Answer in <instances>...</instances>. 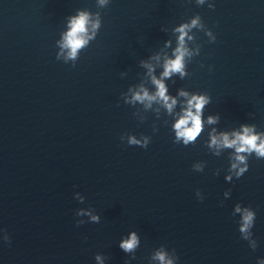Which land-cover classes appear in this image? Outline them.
Listing matches in <instances>:
<instances>
[{"label": "water", "instance_id": "95a60500", "mask_svg": "<svg viewBox=\"0 0 264 264\" xmlns=\"http://www.w3.org/2000/svg\"><path fill=\"white\" fill-rule=\"evenodd\" d=\"M80 9L99 12L102 27L73 67L56 59V41ZM197 13L216 40L194 30L201 54L170 91H206L205 114L219 112L220 128L264 129V0H215L213 9L191 0H112L106 8L96 0H0V228L11 239L0 242V264H95L97 253L124 264L118 242L130 230L141 237L132 264H148L161 244L176 250L179 264L264 257V160L251 157L249 171L226 183V153L213 156L199 139L173 144L163 117L143 112L141 123L120 99L143 79L138 61ZM125 133L151 143L129 146ZM195 161L206 162L204 172L193 171ZM237 202L257 212L254 251L231 215ZM82 207L100 222L77 226Z\"/></svg>", "mask_w": 264, "mask_h": 264}, {"label": "clouds", "instance_id": "9594fccd", "mask_svg": "<svg viewBox=\"0 0 264 264\" xmlns=\"http://www.w3.org/2000/svg\"><path fill=\"white\" fill-rule=\"evenodd\" d=\"M196 6H205L213 9L215 0H191ZM112 0H96L99 8H106ZM102 27V16L99 12L80 9L75 14L69 15L65 22L64 31L56 41L58 51L56 59L65 64L71 63L75 67L82 50L89 47L96 40ZM168 32V28L161 29ZM201 31L208 38L209 43L216 40V35L203 22L197 13L187 20L180 22L171 28V38L163 41L162 46L145 58L138 61L143 69L141 82L130 85L120 94L124 104L137 109L132 115L141 123L146 118L143 112H152L156 120L162 117L163 124L169 127L173 144L185 147L195 145L199 139L204 148L213 156L221 157L227 154L228 166L224 181L233 183L234 178L239 180L249 171V160H264V129L258 128L255 123H239L231 128H220L219 112L205 114L206 107L212 102V97L206 91H192L184 87H178L173 94L170 86L175 85L177 79L184 80L190 75L188 65L201 54V44L197 42L196 31ZM201 67H204L201 64ZM212 71V66H208ZM127 72H121L123 78ZM139 106V107H138ZM152 131H158L155 122ZM121 142L129 146L147 148L151 143V137L141 134L139 137L132 133L120 136ZM205 161H195L192 169L195 172H204ZM221 169H217L214 175H219ZM195 196L198 200H204V194L196 189ZM74 199L83 204L85 197L80 192L73 193ZM224 199L231 197V189L223 192ZM223 204V201H221ZM231 215L236 218L237 231L240 239L247 241L248 247L256 250L258 243L254 238L253 228L256 223L257 212L250 205L234 204ZM75 216L77 226L84 223H99L101 217L91 207L78 208ZM84 217L87 220L83 219ZM0 242L10 244L11 239L6 229L0 228ZM141 245V237L136 230H130L122 235L118 247L125 253L127 259L124 264H132L136 260V251ZM107 257L102 253L94 256L95 264H106ZM148 264H179V256L175 249L169 250L161 244L154 248L147 257ZM256 264H264V257H257Z\"/></svg>", "mask_w": 264, "mask_h": 264}]
</instances>
